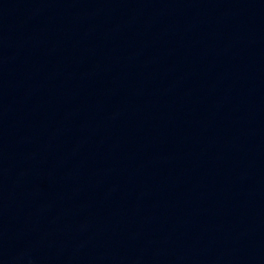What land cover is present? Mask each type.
Here are the masks:
<instances>
[{
    "label": "water",
    "instance_id": "water-1",
    "mask_svg": "<svg viewBox=\"0 0 264 264\" xmlns=\"http://www.w3.org/2000/svg\"><path fill=\"white\" fill-rule=\"evenodd\" d=\"M0 264H264V0H0Z\"/></svg>",
    "mask_w": 264,
    "mask_h": 264
}]
</instances>
